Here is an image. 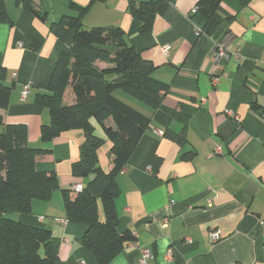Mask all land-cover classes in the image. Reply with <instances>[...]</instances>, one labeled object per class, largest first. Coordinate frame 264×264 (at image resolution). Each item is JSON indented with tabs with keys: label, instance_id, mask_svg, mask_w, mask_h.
Segmentation results:
<instances>
[{
	"label": "crops",
	"instance_id": "0c3cea01",
	"mask_svg": "<svg viewBox=\"0 0 264 264\" xmlns=\"http://www.w3.org/2000/svg\"><path fill=\"white\" fill-rule=\"evenodd\" d=\"M131 1L158 2L149 35L140 33ZM197 1L5 0L9 21L0 22V76L14 87L0 114L5 125L27 124L31 146L52 149L37 157V167L55 171L60 183L49 200L33 201L31 213L13 216L51 230L56 264H98L81 242L87 226L67 219L62 195V189L85 183L72 174L85 133L68 130L44 143L41 128L51 113L36 101L75 34L72 28L62 40L52 25L80 13L86 27L122 28L154 64L153 75L169 84L153 114L131 95L115 93L151 119L118 175V229L132 239L108 264H138L142 248L154 254L148 264H264V0H222L225 20L211 33L204 30L206 17L192 12ZM228 35L230 56L216 66V44ZM91 121L95 133L107 139L98 156L108 171L112 142ZM168 129H185L188 143L167 137ZM100 214L104 217L101 205ZM215 229L220 238L213 242L209 232ZM169 249L173 258L167 257Z\"/></svg>",
	"mask_w": 264,
	"mask_h": 264
},
{
	"label": "trees",
	"instance_id": "16d2710c",
	"mask_svg": "<svg viewBox=\"0 0 264 264\" xmlns=\"http://www.w3.org/2000/svg\"><path fill=\"white\" fill-rule=\"evenodd\" d=\"M222 0H198V12L206 17L204 30L211 33L225 18L220 13ZM247 0H243L246 3ZM156 1H131L129 11L140 22V33L152 32ZM5 0H0V22H8ZM75 30L68 50L63 51L52 73L46 92L36 101L47 107L51 120L41 128V140L51 142L61 133L82 129L85 140L80 157L72 164L74 177L85 180L83 189L71 193L62 189L67 219L84 223L87 231L81 238L98 264H108L132 239L120 232L116 198L120 194L118 175L128 165L139 140L150 123L147 115L116 96L121 90L146 104L152 114L161 105L169 84L153 74L154 64L128 41L118 26L86 27L78 16H64L52 30L66 40ZM109 65L101 67L98 63ZM0 76V108H7L13 84ZM91 119L102 126L112 142L109 155L112 168L105 171L98 150L106 138L95 133ZM166 136L181 146L188 143L187 133L166 130ZM51 148L33 147L28 141L25 123L5 125L0 114V264H56L58 253L52 232L42 226L16 219L14 213L29 214L34 200H49L60 188L55 171L39 170L37 157ZM100 205L104 217L100 214Z\"/></svg>",
	"mask_w": 264,
	"mask_h": 264
},
{
	"label": "built area",
	"instance_id": "2783aa9c",
	"mask_svg": "<svg viewBox=\"0 0 264 264\" xmlns=\"http://www.w3.org/2000/svg\"><path fill=\"white\" fill-rule=\"evenodd\" d=\"M193 13H196L198 12V8L197 6L192 10ZM230 40V36L228 35L226 38H224V40H221L220 42H218L216 44V48H215V51H214V64L216 66H219V64L221 63V60H226L227 58H229L230 56V52L228 50V46H227V43L229 42ZM167 48H165L166 50ZM238 58L240 56L239 53H237L236 55ZM219 81V76H214L213 77V82L214 84H216L217 82ZM28 93V90L26 89L24 92H23V96L25 97L26 94ZM206 101V99L204 98L203 99V103ZM233 118L235 120H240V117L235 115V114H232ZM216 153L217 154H221L222 153V147L221 146H218L216 148ZM71 192L72 193H76V192H79L83 189V184L82 182L81 183H75L71 186ZM209 202L211 203L212 200L210 199ZM173 203V202H172ZM209 236H210V239L215 242L217 241L219 238H220V232L218 230H210L209 232ZM167 257L168 258H173V251L172 249H169L168 252H167ZM154 258V254L152 252V250H150L149 248H142L141 250V254H140V257L138 259V264H148L152 259ZM79 264H85V262L81 261Z\"/></svg>",
	"mask_w": 264,
	"mask_h": 264
}]
</instances>
